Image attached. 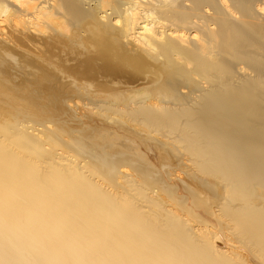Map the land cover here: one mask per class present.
Listing matches in <instances>:
<instances>
[{"label":"bare ground","instance_id":"obj_1","mask_svg":"<svg viewBox=\"0 0 264 264\" xmlns=\"http://www.w3.org/2000/svg\"><path fill=\"white\" fill-rule=\"evenodd\" d=\"M0 264H264V0H0Z\"/></svg>","mask_w":264,"mask_h":264}]
</instances>
